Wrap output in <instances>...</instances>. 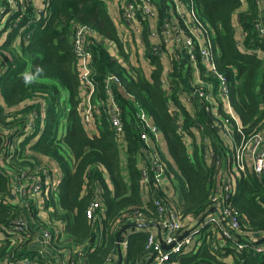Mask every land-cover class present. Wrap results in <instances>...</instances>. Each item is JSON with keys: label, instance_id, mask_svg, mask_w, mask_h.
<instances>
[{"label": "trees", "instance_id": "16d2710c", "mask_svg": "<svg viewBox=\"0 0 264 264\" xmlns=\"http://www.w3.org/2000/svg\"><path fill=\"white\" fill-rule=\"evenodd\" d=\"M193 1L200 20L212 33L219 69L231 82L233 104L241 116L243 130L248 135L259 132L264 129V40L255 24L263 7L258 0ZM74 25L88 26L96 36L116 41L124 58L122 62L98 41L90 43L92 84L87 90L80 83L79 61L70 38ZM145 39L148 42L147 36ZM149 47L147 57L154 67L150 77L141 67L129 62L105 0H16L13 3L0 0V232L21 217L29 221L31 215L51 233L55 232L56 223H66L70 235L77 241H87L95 230L86 211L98 200L107 209L103 242L88 253L87 260L99 264L117 248V234L125 226L121 223L123 215L144 207L155 217L153 202H143L140 191L137 164L143 143L137 116L140 108L154 117L166 140L173 164L158 148L169 176L173 177L183 221L193 227L208 211L218 188L215 171L202 160L201 154L193 162L167 114L168 101L185 88L184 64L174 61L171 84L166 89L161 84L163 62L153 55L150 43ZM36 65H42L45 72L37 83L26 87L20 77ZM111 75L119 79L120 86L107 84ZM107 86L122 108L130 184L121 175L118 138L106 112L110 98ZM90 89L94 108L91 122L97 125L96 132L83 118L82 104ZM63 91L68 92V100ZM30 151L55 160L64 174L58 191L44 195L51 209L48 219L39 218L36 198L30 202L24 199L21 204L22 196L17 198V187L23 186L26 196L33 197L32 186L40 181L43 186L38 194L45 191L46 179L53 175ZM71 156L75 159L74 166L70 163ZM235 178H238L237 188L227 204L244 220L242 231H264V179H258L250 165ZM203 232L206 237L200 246L198 238L191 250L185 248L169 264H236L229 262L230 254L240 264H264V251L256 252L254 243L248 242L249 246L238 253L236 246L233 245L234 249L231 246L232 240L224 237L220 229L204 228ZM148 233L132 228L128 240L131 264L145 252ZM30 239L31 235L16 238L5 232L0 242V264L26 257L24 246ZM222 240L227 242L222 248L224 252L215 249Z\"/></svg>", "mask_w": 264, "mask_h": 264}, {"label": "built area", "instance_id": "2783aa9c", "mask_svg": "<svg viewBox=\"0 0 264 264\" xmlns=\"http://www.w3.org/2000/svg\"><path fill=\"white\" fill-rule=\"evenodd\" d=\"M10 1L11 3L14 2L13 0ZM105 1L110 4L115 0ZM117 1L123 21L133 33L143 34L145 24H147L152 35L161 32L164 44L155 43L152 46V53L155 56L160 58L168 56L169 59L183 63L184 66L192 64L197 70L200 66L204 68L203 78H198V81L192 80L185 91V99L189 102H196L205 118L204 122H196L198 129L212 132L214 129L221 130L223 132L221 136L224 140L233 137L234 131H236L239 137L234 147L231 171L232 168H236L239 171L246 172L248 165H250L257 178L264 179V134L255 132L248 135L234 113L231 106V82L225 73L219 69L217 63L219 54L214 49L212 33L200 20L196 12L195 2L193 0H171L175 9L170 13H163V16H161L156 0ZM258 3L263 9L255 26L259 37L264 40V0H258ZM155 16L158 17L157 30L153 29L151 22V18ZM92 35H96V32L85 25H74L70 29L73 52L79 61L80 83L83 90H87L92 84L90 79L92 54L89 44ZM184 51L187 53L186 56L183 55ZM168 81L169 77H164L162 80L163 83ZM107 84L121 85L119 79L113 75L108 76ZM109 88L110 86H107L110 94L106 109L108 120L118 138V144H126L122 108ZM92 93V89H90L82 104V109L84 121L94 128L96 124L91 122L94 111ZM221 101L226 105V111L216 112L215 109ZM168 114L175 123L178 134L186 142L188 133L182 116L170 106L168 107ZM137 116L139 118L140 137L143 141L137 155V164L140 166V186L146 193L147 201L151 200L153 202L155 217L151 216L144 207L136 208L123 215L121 223H125V225L158 223L166 235L164 239L161 237V241L156 232L147 230L149 233L146 251L149 257L145 263L137 261L133 264H169L173 256L182 254L191 242L200 238L199 245L205 239L204 228H209V230L218 228L222 231L224 237L234 240L238 252L246 249L249 246L247 239L243 238L244 241H239L234 238V234L243 228L244 220H242L236 209L227 204L228 198L235 193V188L231 182L223 183L222 188H219L218 176L219 170L222 168V156L218 154L217 149L211 145L203 147L205 158L212 160L213 168L217 173L218 188L212 196V204L207 211L209 214L198 227H188L189 223L186 224L183 221L179 206L164 192L163 182L168 170L159 149L161 144L160 128L151 121L148 113L142 108H140ZM36 117L37 114H35L33 120ZM42 186L43 184L40 181L32 186L30 195H34L33 197L26 196L27 190L23 186L19 188L18 192H21L24 199L29 202L28 200L31 201L36 197ZM161 193L163 195H160ZM213 207L217 208L214 213L210 212ZM100 208L101 203L96 200L90 204L86 211L87 218L93 223L103 221L98 212ZM185 227H188V230L184 231ZM3 229L11 236L23 238V236L32 234L33 225L30 221L21 217L11 225L4 226ZM58 233L57 228L54 233L44 228L45 242L52 244ZM123 243L126 246L128 245L126 241ZM165 246H168V248ZM222 248V242L215 246V249L220 252L223 251ZM262 251H264L262 247L256 248V252ZM112 261L111 257L99 264H112ZM31 262L32 259L28 257H17L10 259L8 264H32Z\"/></svg>", "mask_w": 264, "mask_h": 264}, {"label": "crops", "instance_id": "0c3cea01", "mask_svg": "<svg viewBox=\"0 0 264 264\" xmlns=\"http://www.w3.org/2000/svg\"><path fill=\"white\" fill-rule=\"evenodd\" d=\"M118 1L115 0L113 3L109 4V9L111 13V17L118 29L119 35L121 36L124 46H125V52L129 56V62L136 67H141L144 72L146 73V76L150 77L152 70H153V65H151L150 59L147 57V51L150 49L149 43L153 46L155 43H163V35L159 31L157 35H152L151 31L148 29L147 24H145V28L143 31V34H135L133 33L128 26L125 25L121 11L119 9V5L117 3ZM158 4V8L160 10L161 16H163V13H170L173 11L174 5L171 0H156ZM152 22V27L154 30H157L156 24L158 23V17H152L151 18ZM146 30V33H145ZM148 37V42H146L145 37ZM71 38V37H70ZM100 42L102 43L110 52H112L117 58H119L122 62H124L123 55L120 53V49L118 47V44L116 41L110 40V39H104L100 38L99 36H96L94 38L89 39V44L94 43V42ZM154 55V54H153ZM183 55L186 56L187 53L186 51L183 52ZM155 56V55H154ZM157 57V56H155ZM160 58V57H158ZM163 62L164 65V72L162 74L161 78V84L164 86V88L170 87L171 84V79L163 83L162 80L163 78H170V73L174 65V61L169 59L168 56H164L160 58ZM203 73H204V68L200 66L199 70H197L192 64L191 65H186L184 66V75H185V80H184V85L185 88L181 89V91L177 94L175 99H171L167 103V114H168V107H172L178 111V113L182 116L184 125L187 129V141L184 142L186 144V147L188 149L190 158L195 162V157L197 154H201V158L204 162L208 164L209 167H211L214 171L215 169L213 168L212 160L206 159L205 154L203 152V147L207 145H211L214 148H216L218 154L222 156V168L219 170V176H218V181H219V188H222L223 183L231 182L235 188H237V182L238 178H235V175L240 173L242 171H239L236 168H232L231 171V163L233 160V154H234V147L236 142L238 141L239 135L236 134V131H234V136L226 138L224 140L222 138L223 132L221 130H213L212 131H202L198 129V125L196 122H204L205 118L203 117L201 113V108L199 105L195 102H189L185 99V91L189 87V84L191 83L192 80L198 81V78H203ZM191 78V80H190ZM65 99L68 100V92L63 91ZM127 97L133 98L129 95H126ZM231 106L233 108L234 113L238 117L240 124L243 126L241 116L238 114L236 108L234 107L233 104V98L231 95ZM219 109V110H217ZM216 112L218 111H226V105L224 104L223 101H221L218 106L215 109ZM169 115V114H168ZM151 121L158 127V125L155 122L154 117H150ZM90 129L93 131H97V125L96 127L89 126ZM260 133L264 134V129H261L259 131ZM160 136H161V141H160V148L161 150L164 151L165 155L169 160H171L170 156L168 155L167 151V143L164 138V135L160 129ZM38 138V137H37ZM35 138V139H37ZM34 141V140H32ZM118 151H119V160H120V167H121V175L124 179V181L127 184H130L131 182V175L129 172L128 168V158H127V145L126 144H118ZM30 153H33L36 155L42 162L43 159L42 157L48 158V156L43 155L41 153H34L33 151H30ZM50 161V169L52 163L54 164V168L51 169L53 171V175L50 179H46V192L42 191L39 194L36 195L35 202L38 207V215H40L39 218L41 219H48V214L49 211L51 210L50 207L46 204V200L44 198V195L47 193H55L58 191L60 184L64 180V174L59 166V164L50 158H48ZM70 163L72 166L75 164V159L73 156H71ZM171 163L173 164L172 160ZM177 169V167H176ZM216 177H215V182L217 184V173L215 171ZM107 179H109L108 174H106ZM173 177L169 176V172H167L165 178H164V192L168 195L169 198L172 199L174 203H176L179 208H180V202H179V196L176 192L174 183L172 181ZM108 181V180H107ZM109 186L111 189H113L112 184L108 181ZM218 186V185H217ZM17 191H19V187H17ZM49 189L50 191L47 192ZM141 191V198L144 201L147 200L146 193L140 188ZM22 199L20 202H23L24 197L21 192H18V197H21ZM101 203V208L98 211L99 216H102L103 221L101 222H96L93 223L92 221H89L94 228V236L89 238L87 241H77L74 236L70 235L69 232L66 230V223H61L58 222L56 223V228L59 231L58 236L56 239H54V242L52 244H48L45 242V236L43 234L44 228H46L41 222L36 218L32 217L29 215V221L33 225V232L31 234V239L29 242L26 243L24 246L25 251H24V256L32 259V264H90L87 260V256L89 252H92L96 250L103 242L102 235H103V222L107 218V209L105 205ZM21 204V203H20ZM58 205V203H57ZM188 223V222H187ZM186 223V224H187ZM197 224V223H196ZM195 224V225H196ZM194 225V226H195ZM140 229L144 230H149V231H154L157 233L159 236V230L155 226L151 227H145V228H136L137 231ZM162 231L161 237L164 239L166 233L165 231ZM132 232V228L128 229L124 234L123 238L120 241V250H122V255H123V261L122 264H131L132 262L128 258V245L122 244V242H127L129 240V234ZM237 236H240V238L247 239L250 243H254L257 247H262L264 250V231L261 232H254V231H242L240 229L238 232L234 234V238ZM160 238V237H159ZM240 238L238 240H240ZM3 239V236L0 235V242ZM237 239V238H236ZM232 240V239H231ZM223 243L225 246L227 242L224 240L220 241ZM234 243V240H232ZM118 244V242L116 241ZM231 244L233 246L234 244ZM234 249V246H233ZM24 250V249H23ZM225 250H223L224 252ZM26 252H28L31 256H27ZM263 252V251H262ZM239 253V252H238ZM113 259L112 264H118L120 260V254H119V248H117L113 251L112 255L108 256L106 259L111 258ZM149 255L147 251L145 250L144 253H142L137 261L145 263L148 259ZM105 259V260H106ZM104 260V261H105ZM103 261V262H104ZM229 262H235L236 264H240V262L235 259L233 255H229Z\"/></svg>", "mask_w": 264, "mask_h": 264}, {"label": "water", "instance_id": "95a60500", "mask_svg": "<svg viewBox=\"0 0 264 264\" xmlns=\"http://www.w3.org/2000/svg\"><path fill=\"white\" fill-rule=\"evenodd\" d=\"M216 210H217V208H216V207H213V208L210 209V212L214 213V212H216ZM208 214H209L208 212L205 213V214L202 216V218L197 222V224H196L193 228L198 227V226L203 222V220L207 217ZM151 226H155L156 228H158V230H159V237H160V240L162 241V239H161L162 231H161V228H160V226H159L158 223H147V224H145V223H135V224L125 225V226H123V227L121 228V230H120V231L118 232V234H117V242H118L117 246H118V248H119V254H120V260H119L118 264H122V261H123L122 250H120V246H121L120 241H121V237H122V235H123L128 229L133 228V227H137V228H145V227H151ZM165 247L168 248V246H165Z\"/></svg>", "mask_w": 264, "mask_h": 264}, {"label": "clouds", "instance_id": "9594fccd", "mask_svg": "<svg viewBox=\"0 0 264 264\" xmlns=\"http://www.w3.org/2000/svg\"><path fill=\"white\" fill-rule=\"evenodd\" d=\"M45 69L42 65H36L31 70H25L21 75L22 83L27 87L38 82V80L43 76Z\"/></svg>", "mask_w": 264, "mask_h": 264}, {"label": "rangeland", "instance_id": "374dc122", "mask_svg": "<svg viewBox=\"0 0 264 264\" xmlns=\"http://www.w3.org/2000/svg\"><path fill=\"white\" fill-rule=\"evenodd\" d=\"M14 2H16V0H13ZM7 2H8V0H7ZM11 2V1H10ZM37 101H39V99L37 98L36 99V102ZM36 139H34V141H35ZM42 159H43V161L44 162H42L43 164H46L47 166H49L50 167V161L48 160V158H45V157H42ZM1 161H0V165H1ZM54 168V164L52 163V165H51V169H53ZM29 202H30V200H28ZM5 234V231L4 230H2L1 232H0V235L1 236H3ZM194 245H195V241H193V242H191V244L190 245H188L187 246V250L189 251V250H191L193 247H194ZM201 245V242H200V244H199V246ZM234 246H235V243H234Z\"/></svg>", "mask_w": 264, "mask_h": 264}]
</instances>
